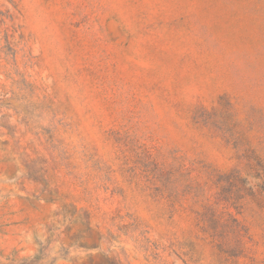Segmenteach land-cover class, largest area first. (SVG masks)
<instances>
[{
  "label": "rangeland",
  "instance_id": "obj_1",
  "mask_svg": "<svg viewBox=\"0 0 264 264\" xmlns=\"http://www.w3.org/2000/svg\"><path fill=\"white\" fill-rule=\"evenodd\" d=\"M0 264H264V0H0Z\"/></svg>",
  "mask_w": 264,
  "mask_h": 264
},
{
  "label": "trees",
  "instance_id": "obj_2",
  "mask_svg": "<svg viewBox=\"0 0 264 264\" xmlns=\"http://www.w3.org/2000/svg\"><path fill=\"white\" fill-rule=\"evenodd\" d=\"M204 217L205 213L200 215L202 221H204ZM200 231L205 235L204 239H209V243L218 253L226 255L234 263L246 251L245 244L240 240L230 243L227 240L215 238L213 232L208 230V226L205 223L200 226Z\"/></svg>",
  "mask_w": 264,
  "mask_h": 264
}]
</instances>
